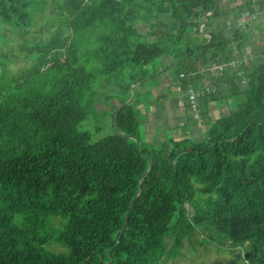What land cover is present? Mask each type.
Returning a JSON list of instances; mask_svg holds the SVG:
<instances>
[{
  "label": "trees",
  "instance_id": "trees-1",
  "mask_svg": "<svg viewBox=\"0 0 264 264\" xmlns=\"http://www.w3.org/2000/svg\"><path fill=\"white\" fill-rule=\"evenodd\" d=\"M246 9L252 0H0V264H157L168 236L177 250L208 227L245 246L242 264H264V51L208 72L202 113L224 99L229 110L199 141L143 146L138 105L151 89L130 92L171 66L186 89L203 76L188 73L235 59L255 40L250 24L212 21L236 25ZM11 54L31 62L11 73ZM97 79L118 85L119 105ZM102 111L114 131L94 140Z\"/></svg>",
  "mask_w": 264,
  "mask_h": 264
},
{
  "label": "rangeland",
  "instance_id": "rangeland-1",
  "mask_svg": "<svg viewBox=\"0 0 264 264\" xmlns=\"http://www.w3.org/2000/svg\"><path fill=\"white\" fill-rule=\"evenodd\" d=\"M207 20L205 19L204 22ZM213 26L216 25H226L224 17H219L217 19H214L212 21ZM203 24H201L202 26ZM251 26V25H250ZM246 26H244L245 28ZM252 26V30H253ZM255 28V27H254ZM246 29V28H245ZM258 31L255 32L256 37L253 35L254 39H244L242 40V51L243 54H249L251 51L255 52L257 55H260V53H263L264 51V45H261L260 43L256 42V39L260 35L259 29ZM259 32V33H258ZM209 36V35H208ZM17 39H19V36H14L13 39L11 40L12 45L16 44ZM165 58H160L157 61L158 66L160 69H163L165 66ZM264 61V56L262 59ZM260 60V61H261ZM30 60H27L23 55L20 56H14L11 54V57L8 58V68L11 73H19V70H21L23 67L27 66L30 64ZM259 61H253L254 64H257ZM156 64V65H157ZM166 71V70H164ZM171 72L170 78L175 79L176 78V72H177V67L176 66H171ZM208 72L203 73V76H206ZM167 76V75H166ZM164 74L162 73V77L165 78ZM202 76V77H203ZM171 80V79H170ZM244 84L246 85L247 80L244 78ZM166 81V80H164ZM167 81L169 79L167 78ZM157 83V78L147 80L145 81L142 85H136L135 89L131 88V93L132 96H134L135 91L140 95V92H144L146 90L145 94L150 96V94L153 91V86ZM196 86L200 84V81L197 80L194 82ZM95 89L98 92L99 95L102 96H115L116 100L113 101L115 105H119L120 102L117 98H119L118 90L119 87L117 84L112 83L108 84L106 80L102 79H97L95 81ZM166 87V85H165ZM165 90V91H164ZM163 94L166 93V95L170 92L167 88H164ZM169 91V92H168ZM221 97L225 98L227 95L230 94L231 90L224 85L221 89ZM161 94L163 97L165 95ZM228 101L229 99H224L222 104L225 107L224 109H228ZM98 107L100 109L104 108V105L101 103H98ZM142 110H144L141 107ZM191 111V110H190ZM144 112V111H143ZM191 114L193 115V112L191 111ZM142 113L139 115V119L141 120V131H145L144 126H143V119L141 118ZM110 116L107 114H104V112H98L94 118H91L92 122V132H93V139H100L108 134H112L114 129L111 126L110 123ZM204 121V120H203ZM199 121V124L202 126V122ZM89 122V121H88ZM146 127L148 131L153 132V129L150 128V123L146 124ZM162 131V129H161ZM146 136V135H145ZM148 138L150 139L151 136L148 134ZM181 138L180 136V131H178L177 135L175 136L176 140H179ZM156 140V139H155ZM154 140V141H155ZM141 143L143 146H149V144L144 143V137L141 135ZM154 143H158V141H155ZM194 185L198 186V183H195ZM20 219H22V215L18 214L16 215L15 221L18 224H21V221L18 222ZM64 218L61 215H54L51 216V219L49 221V224L52 226V228H59L62 226ZM174 244V235L171 234L170 236L167 237V249L169 252L163 256V258L157 263V264H242L245 261V246H237V247H230L229 244L227 243L226 240H223L219 237L218 233L213 229V228H206L204 230H201L199 228H196L194 233L188 234L183 238V242L181 246L177 250H173L172 246ZM47 247L51 250L54 251H64L65 248L63 245L54 239H51L50 242L47 244Z\"/></svg>",
  "mask_w": 264,
  "mask_h": 264
},
{
  "label": "crops",
  "instance_id": "crops-1",
  "mask_svg": "<svg viewBox=\"0 0 264 264\" xmlns=\"http://www.w3.org/2000/svg\"><path fill=\"white\" fill-rule=\"evenodd\" d=\"M235 26L236 29L244 28L242 22H239ZM162 73L164 76H167L163 78ZM170 74H172L170 69L161 72L157 76V83L153 86V91L150 96L145 94V97L138 105L139 112L140 114L142 113L141 118H144L143 121L146 135L145 144L147 143L149 146L155 141H158L159 143L160 139L168 134L175 138L178 131H180L181 136L179 139L191 138L199 141L205 137L208 120L216 119L220 117L221 114L227 113L229 110V107L227 110L224 109L225 107L222 104L223 100L210 102L208 114L205 115L201 126L194 114H191L192 110L187 106V96L185 91L182 87L180 90L177 89L179 79L170 78ZM167 78L169 81H167ZM199 81V85H203L212 80L207 76H203ZM164 88H167L170 91H168L169 93L167 95L166 93L163 94ZM161 94L165 96L163 97ZM141 107L144 110H142ZM147 123H150V128L153 129L152 133L147 129ZM148 134L151 136L150 139L148 138Z\"/></svg>",
  "mask_w": 264,
  "mask_h": 264
},
{
  "label": "built area",
  "instance_id": "built-area-1",
  "mask_svg": "<svg viewBox=\"0 0 264 264\" xmlns=\"http://www.w3.org/2000/svg\"><path fill=\"white\" fill-rule=\"evenodd\" d=\"M238 2H241L242 0H237ZM253 1V10L246 9L244 10L241 15L239 16V22H242L244 26H249V29L252 30V26L255 27V24L261 23L262 28L260 31L259 37L256 39L257 43H260L261 45H264V6H259L257 4L258 0H252ZM233 17H230L226 20L225 24L230 32H234L236 29V26L233 24ZM238 22V23H239ZM253 27L252 34L256 37L255 32L258 31L256 28ZM238 29V28H237ZM259 33V32H258ZM254 38V37H253ZM237 57L229 62H220V63H213L209 67H201L198 71H193L191 73H188L187 76H196L198 73H205V72H211V73H217L223 71L227 66L231 67H237L239 63L242 61H251L255 58H257L259 55H256L254 53L249 54H243L240 52L239 49H236ZM240 75H243V72L239 73ZM181 77L185 76V73H181ZM178 90L181 89V81L178 80ZM183 89V88H182ZM185 91V94L187 96V101L189 102L190 109L192 110L195 118L198 121H203L205 116L201 111V99L209 94H212L216 90V86L213 84V81H210L203 85L196 86L194 83H189L186 89H183Z\"/></svg>",
  "mask_w": 264,
  "mask_h": 264
},
{
  "label": "water",
  "instance_id": "water-1",
  "mask_svg": "<svg viewBox=\"0 0 264 264\" xmlns=\"http://www.w3.org/2000/svg\"><path fill=\"white\" fill-rule=\"evenodd\" d=\"M207 20V19H206ZM133 97V96H132ZM119 240V239H118Z\"/></svg>",
  "mask_w": 264,
  "mask_h": 264
}]
</instances>
